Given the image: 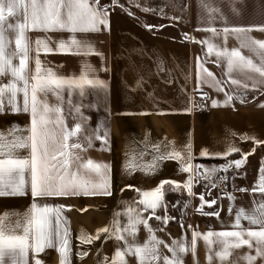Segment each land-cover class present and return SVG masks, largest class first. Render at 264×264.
<instances>
[{"label":"crops","instance_id":"obj_1","mask_svg":"<svg viewBox=\"0 0 264 264\" xmlns=\"http://www.w3.org/2000/svg\"><path fill=\"white\" fill-rule=\"evenodd\" d=\"M88 3L93 5L94 0ZM99 5L108 11V25L100 26L99 31L73 34L59 30H26L25 75L30 84L34 83L35 42L39 39L53 49L46 53L41 45V76L51 69L59 77H79L87 73L89 78L107 82V89L103 91L86 86L84 97L76 94L78 90L69 96L66 88L61 96L67 128L72 129L77 123L82 128L68 140L69 145L75 142L83 145L82 149H69L73 156H79V161H74L69 170L95 183L100 177L78 168V164L91 159L108 165L105 171L111 195L41 197L35 201L30 191L26 195H5L0 196V217L12 227L22 220L34 202L53 208L64 206L61 216L66 223H62L61 228L66 227L68 232L70 264H104V257L110 261L123 243L108 234H101L100 239L90 244L81 243L79 237L95 236L103 227L112 229L117 221L120 226H126L128 208L131 206L137 211L143 208L135 203L142 198L143 191L154 190L164 180L183 186L192 175V195L186 188L175 190V186L165 185L162 206L154 214L149 209L141 215L152 217L147 224L164 244L175 247L173 241H179L188 245L190 250L179 254L183 264H209V248L211 264H247L243 257L250 252L255 255L247 246L230 249L231 255L222 262L216 255L221 248L218 243L209 246L200 238L192 249L191 241L194 231L206 234L234 230L232 225L239 209L251 212L264 203V194L251 191L258 182L259 169L264 166V83L259 82L258 73L234 70L229 75L227 57L216 55V50L231 52L235 49L255 64L261 62L258 51L242 45L251 40L264 41V31L225 33L223 29L264 25V0H99ZM144 8L150 11L145 12ZM7 22L14 23L15 18H8ZM148 26H152L151 29ZM208 28H215L216 32L204 30ZM15 35L6 29L5 36L12 41L7 48L9 52L16 47ZM73 35L82 45L90 46L93 54H83L87 49L76 46H72L69 54L59 52V42H69ZM209 44L214 46L212 52H209ZM12 63L18 66L19 58ZM201 65L213 75L207 76ZM232 78L240 79L248 87L232 84ZM10 79V76L0 77V82L8 83ZM215 81H219V85H215ZM8 95L5 94V107L0 112V132L26 137L29 135L26 130L31 127L30 112H14L7 104ZM38 95L49 107L61 103L52 92ZM204 96L208 97L207 102H203ZM228 96H232V100L226 105ZM17 100L22 106V94ZM213 101L218 106L213 107ZM74 105H81L83 120L75 112L70 114L69 109ZM49 128L56 135L60 134L59 126L51 124ZM96 129L100 135L107 130V145L94 138L91 146L88 145L86 137ZM230 148L240 151L225 157L223 154ZM171 151L185 156L190 151L193 172L181 171L186 161L158 159ZM203 152L208 155H202ZM241 153L252 154L241 168L227 169V189L218 193L219 171L230 161L240 159ZM16 155L26 157L29 150L18 149ZM149 165L155 167L149 169ZM197 166L201 173L198 177L195 176ZM205 170H213L208 179L204 178ZM25 175L27 179V173ZM201 195L204 201L214 200L215 204L209 207L205 203L201 207ZM215 212L219 213L218 217L210 214ZM135 214L136 211L131 213ZM156 216L167 218V222L157 220ZM241 224L244 228L255 227L244 219ZM124 235L130 242L133 240L127 233ZM150 238L147 227L138 225L135 242L144 244ZM164 244L158 246L160 256L171 258L172 253ZM125 258L128 264H139L138 258ZM26 259L28 264H35V259L42 264H61L62 258L56 248H45L38 257L30 250ZM159 264H163L162 259ZM256 264H264V261L257 259Z\"/></svg>","mask_w":264,"mask_h":264},{"label":"snow or ice","instance_id":"obj_2","mask_svg":"<svg viewBox=\"0 0 264 264\" xmlns=\"http://www.w3.org/2000/svg\"><path fill=\"white\" fill-rule=\"evenodd\" d=\"M118 6V5H117ZM215 9H213L214 11ZM143 11L148 12L150 9L144 8ZM108 11L103 6L99 5V0H94L93 5H89L88 0H0V77L10 76L8 83L0 82V112L5 107V94L8 93L7 104L14 112H25L31 115V127L27 129L29 135L19 137L9 132L7 135L0 132V196L5 195H26L31 192L33 200L41 197H66V196H110V186L106 171L108 165L95 163L91 159L86 163H79L78 168L94 172L100 179L92 183L87 179L82 178L77 172L70 171V166L74 161H79V156H73L69 149H82L83 145L79 142L68 144L70 137L76 136L82 131L81 124L77 123L74 128L68 129L64 120V108L61 92L66 88L69 91V96L76 92L79 97L85 96V88L90 87L94 90L103 91L107 89V82L98 78H89L87 73L81 74L79 77H59L51 71L45 70V75L41 76V62L39 53L41 45L43 50L52 52L53 49L48 47L46 41L37 40L35 60V75L32 77L34 83L30 84L28 77L25 75L28 60V44L26 38V30H41V31H68L70 33L77 32H96L100 30V26L107 27ZM8 18H15V22H7ZM30 21V22H29ZM151 29L152 26H148ZM11 30L15 35V49L11 52L7 51L11 40L5 36V31ZM206 31L216 32L215 28L204 29ZM252 30L264 31V25L234 27L229 29L225 27V33L234 31L237 33H245ZM72 46L77 48L85 47L87 49L83 54H93L94 50L90 46L82 45L75 35L70 38L69 42L61 40L58 44V51L64 54L72 52ZM251 47L258 51L261 56V62L255 64L251 58H246L239 50H216L217 56L227 57L228 73L237 70L240 73L252 72L259 74V82L264 83V41L251 40L250 43L242 45ZM209 52H212L214 46L208 45ZM79 54V53H76ZM19 58V65H13L12 61ZM201 70L207 72L201 65ZM213 74L207 72V76ZM231 83L237 86L247 88L248 85L240 79L232 78ZM215 85H219V81H215ZM222 90V89H221ZM52 92L56 95L57 100L61 101L55 107H49L45 101L39 99L40 93L45 96ZM22 94L21 102L17 100V96ZM206 95V94H204ZM232 100V96H228L225 104ZM241 103L244 100L241 99ZM71 105V100H69ZM217 102L213 101V107H216ZM81 105L71 106L70 114L75 112L79 114L81 120L84 119L80 112ZM190 111V109H189ZM127 114V113H126ZM145 115L147 113H140ZM55 124L60 128V134L53 133L49 125ZM8 136H12L8 139ZM101 141L104 145L108 143V133L105 130L103 135L99 134V129L93 130L92 134L86 137L88 145L91 146L92 139ZM256 143H261L257 141ZM190 149V145H187ZM28 149L29 155L21 157L16 155V150ZM239 149L230 148L223 155L226 157L232 152H239ZM252 153H241L240 159L230 161L221 171H227L229 167L235 166L241 168L247 161V157ZM202 155H208L203 152ZM63 157V160L59 158ZM158 159H168L185 162L181 167V171L192 173L193 165L191 164V152L187 155H182L179 151H171L166 155L160 156ZM58 161L57 164L51 163ZM129 168H135L134 165H129ZM149 169L155 165H149ZM213 170H205V179H208V174ZM27 173V179L26 174ZM259 178L257 184L253 186V193L260 192L264 194V166L259 169ZM199 166L195 169V176H200ZM193 176L190 175L186 184L181 186L178 182L164 180L159 185L150 191H143L139 205H143L140 210H135L131 206L128 208L129 218L126 226H120L117 221V226L110 229L103 227L98 230L95 236L81 235L79 240L81 243L90 244L94 240L100 239L101 234H108L110 238H114L118 242L123 243L122 248H117L115 255L109 261L108 257H104V264H128L126 256L138 258L139 264H159L161 259L163 264H183L180 253H187L190 249L186 243L173 241L172 245L164 244V241L158 240L152 228L147 224V220L152 217L144 218L141 213L143 211L155 210L162 206L164 196V186H175V190L186 188L189 195H192L191 184ZM214 186V185H213ZM128 187H132L129 185ZM139 191V190H137ZM240 191H248V189H240ZM200 200L203 204H208L209 207L215 204V201H204L203 195ZM229 199L234 197L229 196ZM64 206L53 208L49 205H39L33 203L30 209L24 214L22 220L16 221L15 225L9 227L4 223V218L0 217V264H28L27 256L29 251L33 252L34 257H38L45 248H56L61 256V264H70V241L66 227L61 228L63 221L61 212ZM87 209H81L86 211ZM136 211L133 216L131 213ZM231 212V209H229ZM211 215L219 216L218 212L210 213ZM157 220H162L165 223L167 218L155 217ZM247 220L250 226L244 228L241 220ZM143 224L147 227L150 240L144 244L135 242L138 225ZM183 227V225H181ZM234 230L213 232L209 231L206 234L199 232L192 233L191 248L194 249L197 239L202 238L207 245L218 243L221 248L216 253L219 259L223 262L231 255L230 249H239L247 246L249 250H254L255 255L251 252L243 257L247 264H256V260L264 261V203L259 204L251 212H246L241 208L237 211L234 224ZM19 230V231H18ZM124 233L132 237L130 242ZM216 237L215 240L212 238ZM164 244L172 253V257L161 258L159 253V245ZM212 250L209 248V264L212 261ZM86 255V253H84ZM35 264H42V261L35 259Z\"/></svg>","mask_w":264,"mask_h":264},{"label":"built area","instance_id":"obj_3","mask_svg":"<svg viewBox=\"0 0 264 264\" xmlns=\"http://www.w3.org/2000/svg\"><path fill=\"white\" fill-rule=\"evenodd\" d=\"M207 101H208V97L204 96L203 102H207ZM226 178H227L226 172L219 171L217 179H216V188H217L218 193H223L227 189Z\"/></svg>","mask_w":264,"mask_h":264}]
</instances>
